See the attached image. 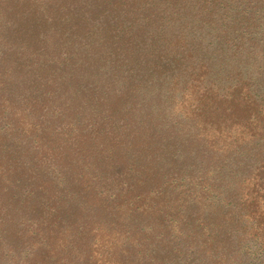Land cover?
<instances>
[{"label": "trees", "instance_id": "16d2710c", "mask_svg": "<svg viewBox=\"0 0 264 264\" xmlns=\"http://www.w3.org/2000/svg\"><path fill=\"white\" fill-rule=\"evenodd\" d=\"M0 264H264V0H0Z\"/></svg>", "mask_w": 264, "mask_h": 264}]
</instances>
